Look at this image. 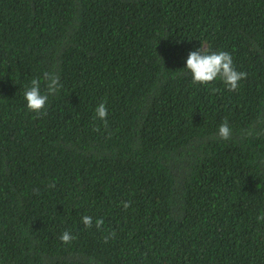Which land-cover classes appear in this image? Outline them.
I'll list each match as a JSON object with an SVG mask.
<instances>
[{
  "label": "trees",
  "instance_id": "obj_1",
  "mask_svg": "<svg viewBox=\"0 0 264 264\" xmlns=\"http://www.w3.org/2000/svg\"><path fill=\"white\" fill-rule=\"evenodd\" d=\"M201 45L237 90L192 83ZM262 212L264 0H0V264H264Z\"/></svg>",
  "mask_w": 264,
  "mask_h": 264
},
{
  "label": "clouds",
  "instance_id": "obj_2",
  "mask_svg": "<svg viewBox=\"0 0 264 264\" xmlns=\"http://www.w3.org/2000/svg\"><path fill=\"white\" fill-rule=\"evenodd\" d=\"M190 74L193 84H210L219 79L229 91H235L239 87L240 81L247 78V73L243 71H237L233 64L232 56L229 52L223 50L210 51L201 47L189 51L184 67ZM43 81L44 91L41 90V84ZM62 84L60 83V77L58 74L51 72H45L42 78H33L30 81V85L25 87L23 96L26 101V108L28 111L36 113L38 116L46 115V105L49 102V97L58 93ZM218 89H213L217 91ZM107 114L108 109L106 102L99 103L94 112V118L104 122L107 127ZM94 130H99L95 128ZM217 135L223 140L231 138L232 129L229 127L225 120L218 127ZM51 187H55L53 182ZM124 209H128L130 201H121ZM258 221H264V212L258 217ZM81 221L86 228L93 226V217L90 215H84L81 217ZM104 219L96 218L95 226L97 229H102ZM116 233L113 231L103 237L105 243L110 238H115ZM60 240L65 244H70L76 237L69 231L65 230L60 235Z\"/></svg>",
  "mask_w": 264,
  "mask_h": 264
}]
</instances>
